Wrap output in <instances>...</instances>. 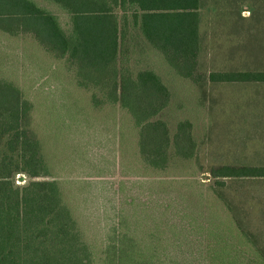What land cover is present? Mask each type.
<instances>
[{
    "label": "rangeland",
    "instance_id": "obj_1",
    "mask_svg": "<svg viewBox=\"0 0 264 264\" xmlns=\"http://www.w3.org/2000/svg\"><path fill=\"white\" fill-rule=\"evenodd\" d=\"M34 1L68 28L59 6ZM203 3L201 71H264V0ZM119 65L161 77L170 92L162 119L171 137L178 123H191L193 159L171 150L166 169L147 166L138 128L109 102L106 89L79 86L67 59L46 52L32 36L0 32V80L31 106L25 126L46 167L38 180L58 184L94 264H104L117 219L139 245L158 246L165 264H209V244L216 240L210 232L231 245L239 264H264V179H228L219 187L211 175L225 165L264 166V84H194L132 31Z\"/></svg>",
    "mask_w": 264,
    "mask_h": 264
},
{
    "label": "trees",
    "instance_id": "obj_2",
    "mask_svg": "<svg viewBox=\"0 0 264 264\" xmlns=\"http://www.w3.org/2000/svg\"><path fill=\"white\" fill-rule=\"evenodd\" d=\"M43 1L67 14V29L34 0H0V32L32 36L46 52L67 59L79 86L106 89L109 102L125 110L138 128L139 156L155 170L166 169L171 150L190 160L197 146L188 121L178 123L171 137L170 125L162 119L170 92L161 77L152 69L133 72L119 65L127 31L194 84H264V71H201L204 0ZM30 109L15 86L0 80V264H94L58 184L38 180L46 167L38 141L25 126ZM211 173L223 187L228 179H264V166L225 165ZM210 234L216 240L209 244V264H239L231 245ZM133 236L125 220L117 219L104 264H165L158 260V246H141Z\"/></svg>",
    "mask_w": 264,
    "mask_h": 264
}]
</instances>
